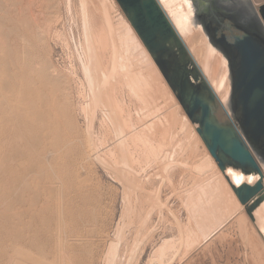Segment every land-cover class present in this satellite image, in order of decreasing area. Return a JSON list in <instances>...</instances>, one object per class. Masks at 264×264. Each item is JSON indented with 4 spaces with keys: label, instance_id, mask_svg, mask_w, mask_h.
Instances as JSON below:
<instances>
[{
    "label": "rangeland",
    "instance_id": "1",
    "mask_svg": "<svg viewBox=\"0 0 264 264\" xmlns=\"http://www.w3.org/2000/svg\"><path fill=\"white\" fill-rule=\"evenodd\" d=\"M86 1L90 25L102 27L108 36L109 48L102 60L98 52L87 48L80 0H0V199L12 196L15 170L24 163L23 159L18 160L17 152L38 147V157L29 161L36 168L32 182L38 184L41 198L48 197L52 188L57 196H85L95 205H90L95 217L106 218L108 228L105 226V229L112 226L111 232L108 231L110 237L114 236L115 225H122L119 250L122 255L116 264H124L131 255L130 264H159L151 256L150 262L148 255H153L152 250L172 236L176 243L174 259L166 264H264V240L246 227L243 215L232 203L226 202L227 196L221 197L222 200L215 198L212 203L221 212L218 218L210 216V212L202 213L212 231L215 230L214 234L210 233L208 238L199 231L195 219L188 214L189 207L203 182L221 172L219 168L204 170L200 166L207 151L204 144H196L191 139L190 125L184 134L179 131L182 119L175 104L178 101L171 102L166 97L153 75L148 85L144 80L115 75L119 48L110 25L125 17L116 1ZM90 57L94 82L84 70ZM100 62L108 71L105 75L100 74ZM49 64L60 70L64 84H51L46 79ZM143 68L146 73L147 67L143 65ZM41 100L45 108H39ZM30 103L38 107L31 110L32 114ZM44 113L48 114L49 123V130L43 132L45 140L38 146V143L30 146V129L42 127V122L38 125L35 120ZM164 118L168 120V127ZM123 120L127 121V127H123ZM152 121H158L159 128L166 127V142L171 143L156 161H134L127 143L133 142L135 131ZM57 132L59 138H56ZM120 138L127 139L125 145H118ZM140 145L143 144L130 147L135 154L145 156L147 147ZM86 157L85 163L82 160ZM124 162L128 165H123ZM166 164L171 166L166 168ZM134 242L139 243L132 252ZM94 249L87 256V262L104 264L103 244Z\"/></svg>",
    "mask_w": 264,
    "mask_h": 264
},
{
    "label": "bare ground",
    "instance_id": "2",
    "mask_svg": "<svg viewBox=\"0 0 264 264\" xmlns=\"http://www.w3.org/2000/svg\"><path fill=\"white\" fill-rule=\"evenodd\" d=\"M157 2L160 5V7L162 8V10L164 11V13L166 14L167 18L170 20L172 26L175 28L178 35L180 36L181 41L184 44L186 50L188 51L189 56L191 57L193 63L198 68V70L200 71V73L203 76V78L205 79V81L209 84L211 90L216 95L219 102L223 106H225L226 101H227V96L229 93V82H228V78H227L226 61L223 59V57L218 52L213 51L209 47L208 40H207L203 30L200 27H193V26L188 25L190 12L188 9L189 4H188L187 0H157ZM111 6H113L112 3H111ZM80 7L82 10V19H83L82 31H83L84 39L87 43V48H88V50H90V52H92L93 50L96 53L98 52L100 54V58H101L100 60H102V58L105 57L107 50L109 48L108 36L102 27H96V26L92 27L90 25L88 6H87L86 0H80ZM257 7H258V5L255 6L256 10H257ZM27 8L28 7H26V9ZM32 15H31V17H32ZM118 19L119 20L116 22L115 25H110L111 30L115 34V44L119 48V52H118L117 57H116V68L117 69H116L115 75H121V76L125 77L126 79L132 78L135 80L136 79L137 80H144V82L147 85H148V81H149L150 76L153 75L155 80L158 82L161 89L163 90L164 94L166 95V97H168V99L171 100V102H173L174 101L173 99H176L174 94L172 93L171 89L169 88L168 84L166 83L165 79L163 78L162 74L160 73L158 67L156 66V64L152 60L148 51L146 50V48L142 44L141 40L137 36L135 30L132 28V26L130 25L127 18L120 17ZM113 39H114V37H113ZM94 55H95V53H94ZM142 64L145 67H147L146 73L144 72L145 69L143 68ZM92 65H93L92 59L90 57L88 64L84 65L85 74L89 77L90 81L94 79L93 69L91 68ZM95 67L96 66H94V71H95ZM100 67L101 68H99L100 69L99 71L101 72L100 73L101 75H105L108 73L106 68L102 66L101 62H100ZM47 68H48V70H46V71L48 73L45 75L46 79L48 81L50 80L49 82L51 84L52 83H59V82L62 83L63 80L61 77L63 74L60 72L61 73V77H60V73H58L60 70L58 69L59 71H57V68L54 67L52 64H49ZM8 79H9V77H8ZM46 79L44 80V84L47 81ZM63 79L66 80L67 78L65 76H63ZM98 79H99V77H98ZM48 81L46 82V84L48 83ZM51 81H53V82H51ZM64 82H66V81H64ZM93 82H94V80H93ZM124 82H125V80H124ZM141 83H143V82H141ZM62 84H64V83H62ZM48 85H49V83L47 84V86ZM143 85H144V83H143ZM7 86H8V84H7ZM42 86H43V83H42ZM43 88H45V87H42V89ZM146 89H147V87H146ZM40 96H42V95H40ZM32 103H30L29 106ZM41 103H43V104H41ZM41 103L39 105V108H43V107L45 108L46 105L44 104V102H42V100H41ZM175 104L179 108L178 112L181 113L180 115H181V119H182L181 127H179L180 128L179 131H181V133H183L184 131H187L185 129L190 128L189 127V125H190L191 126V133H190L191 139L194 138V141L196 144H199V145L202 144L203 142L196 132V125L192 124L189 121L185 112H183L184 110L181 109L182 107L180 106L179 102L178 103L176 102ZM35 108H38V107H36L35 105L32 104L30 106V111L35 110ZM30 114H32V111L30 112ZM34 115H35V111H34ZM36 118H35L36 120L35 119L34 120L38 122V125H39V122L40 123L42 122L40 125H42V124L43 125L41 128L33 127L30 129V131L32 133V145H30V146H33V144H37V143H38L37 146L39 145V143L41 144V142H43L45 140V138L43 137L44 136L43 132L49 130L48 114L47 113H44L42 117H40V115H39V117H36ZM164 119H165V121L164 120L163 121H164L165 125H167V127H168L169 126L168 120L166 118H164ZM158 121H160V120H158ZM158 121H152L148 125H146V126L144 125L145 127L143 126V128L141 130H139L138 132L135 131V134L133 136L131 135L132 132L129 131L131 133L130 135L132 136L133 142L127 143V147H128V150L130 151V156L131 157L133 156L132 160L135 161V159H137V160L138 159H142V160L143 159H148V160L153 159L154 161H156V159H158L160 157L161 153L164 151V148L167 147L171 143V142H168V145H167L166 127L159 128L157 125ZM123 122L124 123L121 122L122 124H124V126L123 125L122 126L127 127L128 126L127 121L123 120ZM158 124H160V123L158 122ZM126 129H128V128H126ZM179 131L177 133H179ZM58 136H59V133L56 134V138L60 137V136L59 137ZM157 136L159 139H157ZM133 137H135V139ZM120 139H121V141L119 142L118 145L119 146L125 145L127 139L126 138H124V139L120 138ZM18 140H20V138ZM140 143L143 144L140 146H142V147L144 146V148L147 147L148 152H147V149H145V150H146V153H148V155L146 153H145V156H144V154H143V156L137 155V154H135V151H133L134 149H132L130 147V146L138 147V144H140ZM203 147H205V146H203ZM144 148H141V149L144 150ZM36 149L30 150L28 152H23V151L22 152L20 151V153L17 152V155L19 154L18 160L23 159L24 163H21L17 167V169L15 170L13 186H12V196L10 198L1 197L2 199H0V264H90V262H87V258H88L87 256L91 255L93 253V249L97 248L98 244H101V243L103 244V248H104V250L101 254V256H102L101 259L103 260L104 264L119 263L117 261L121 260V255H122V254L120 255V253H119L120 244L122 242V236H123V234L121 233V226L122 225L121 226L118 224L115 225L116 228L114 230L115 231L114 236L110 237L111 233L109 234L108 231L111 232L110 228L112 226L109 228V230L105 229L106 218H102L101 220L100 219L98 220V218L95 217L94 212L92 213L93 208H91L92 206H90V205H94V204H92L93 202L90 198L85 197V196L76 195V194H74L73 196H69L67 194L65 196H63V195L57 196V194L55 193V190H53V188L49 190L48 197H44V198L40 197V195H39L40 190H39L38 184H34L32 182L33 181L32 180L33 174L36 172V170H35L36 168H34V165H32L31 162L29 161V160H31L37 156ZM205 149H206V147H205ZM27 150H29V149H27ZM87 150H88V148H87ZM135 150H136V148H135ZM137 150L139 151V148ZM165 150H167V149L165 148ZM10 152H11V150H10ZM136 153H138V152H136ZM170 153H171V151H170ZM17 155H15V156H17ZM88 155H89V153H88ZM203 155H204L203 164L200 166H202L203 169L206 168L204 170L212 169V168L213 169L218 168L214 159L210 156V154L207 151ZM85 156H87V155H85ZM170 156L171 155L169 154V157ZM2 158H4V157H2ZM165 158H166V156H165ZM48 159L49 158H47V160ZM87 159H88V157L83 158L82 161L87 160ZM2 161H4V160L2 159ZM84 162L86 163V161H84ZM172 163H170V164H172ZM170 164H168V165L171 166ZM123 165H128V162L127 163L124 162ZM168 165L167 164L165 165L166 168L169 167ZM1 167H3V166H1ZM202 168H199V170ZM206 172H208V171H206ZM219 172H221V171H219ZM200 173H203V172L200 171ZM217 173H218V171H217ZM216 174H214V175H216ZM220 174H217V176L214 178L209 177L212 179H210V180L207 179L208 181L203 182L204 183L203 185H201V186L199 185L200 187L198 189V193H196L197 194L196 198L194 199L191 206L189 207V213L188 214H190V216H192V218L195 219L196 225L198 226L199 231L202 233V235L204 237H208V235L213 232L212 231L213 228H211L209 221H207V218L205 216H203L204 214H202V213L210 212V213H208L210 216H217L216 218H218V216H220L219 215L220 210H219V208L213 207L212 203H214L213 201L215 200V198H216V200L218 198L220 200L221 197L223 198V196H227L226 199L228 201H226V200L225 201L228 203H232L234 205L236 211H238L239 213H241L243 215V217L242 216L241 217H242L243 221L247 224L246 227H249L250 228L249 230H252L254 232V235L257 234V236H258L260 234L261 235L260 240H261V238L264 240V202L261 203V205L259 207H257V209L254 210L253 220H251L249 217L246 216L247 214L245 215V213H246L245 207L239 203L237 197L235 196L233 190L231 189L229 181H227V179H226V177H228L230 180V183L233 185H236V186L240 185L243 182L248 183L250 185H253L256 182V180L258 179L257 175L246 176V175L242 174L240 171L235 170L231 167L227 168L224 173L221 172ZM75 175L77 176V175H79V173L77 172ZM40 177H42V176H40ZM206 178H208V177H206ZM237 179L240 180L239 184L235 183V181ZM38 180H41V179H38ZM164 180H165V178H164ZM249 181H251V182H249ZM263 186H264V180H263ZM60 187H61V185H60ZM56 190H57V188H56ZM58 190H59V188H58ZM123 200L125 201L126 204H128L126 197H124ZM160 203H161V201H160ZM88 206H90L91 209ZM125 208H127V207H125ZM89 209L91 211H89ZM226 210L228 212V209H226ZM232 212H233V210H232ZM230 213L231 212H229V214ZM161 214H162V212H161ZM234 214H236V213H234ZM234 214H230V215H234ZM101 216H102V214H101ZM145 216H147V215H145ZM111 222H112V220H111ZM108 223H109V221H108ZM112 224H113V222H112ZM115 224H116V222H115ZM128 224H129V222H128ZM122 230H124V229H122ZM214 232H215V230H214ZM214 232H213V234H214ZM190 236H191V234H190ZM172 237L170 239L169 238H166V239L163 238L164 240L162 239L163 241L161 244L159 243L160 245L158 247H156L157 249L155 250V248H154L152 250L153 255H148L149 258L150 259H151V257L154 259L156 258L158 263L160 262L161 264L171 263L172 260L174 259L173 258V256H174L173 252H174L175 244H176L175 241L172 239ZM138 243L139 242H134L132 244L133 245L132 252H134L135 248L138 246ZM186 243H187V241H186ZM184 247H186V246H184ZM94 251H95V249H94ZM121 251H122V249H121ZM176 253H175V255H176ZM131 256H127L129 258L124 264H130L131 263L130 262ZM165 259H167V261H165ZM152 260L153 259H151L150 262ZM145 261H147V260H145ZM164 262H166V263H164Z\"/></svg>",
    "mask_w": 264,
    "mask_h": 264
},
{
    "label": "water",
    "instance_id": "3",
    "mask_svg": "<svg viewBox=\"0 0 264 264\" xmlns=\"http://www.w3.org/2000/svg\"><path fill=\"white\" fill-rule=\"evenodd\" d=\"M175 95L187 118L221 172L229 167L257 175L253 185L231 186L247 216L264 202V104L258 89L264 83V0H232L233 10L247 16L246 25L227 30L211 23L205 0H187L188 25L200 27L209 47L227 65L229 93L223 106L193 63L175 28L157 0H115ZM257 10L255 6H257ZM237 22V16L232 17ZM246 33V38L241 34ZM257 90L255 103L249 95ZM194 96L195 103L189 97Z\"/></svg>",
    "mask_w": 264,
    "mask_h": 264
},
{
    "label": "snow or ice",
    "instance_id": "4",
    "mask_svg": "<svg viewBox=\"0 0 264 264\" xmlns=\"http://www.w3.org/2000/svg\"><path fill=\"white\" fill-rule=\"evenodd\" d=\"M204 12L208 17L209 23L215 20L229 31L234 29L237 24L246 25L249 21L247 16H239L237 12L233 10L232 0H205ZM262 12H264V9H262ZM233 16H237V22L235 24L232 22ZM241 34L246 38V33L243 32V29H241ZM258 93L261 103L264 104V83H261L259 86ZM256 95L257 90H253L248 98L250 103H255ZM188 102L195 103L194 96H190ZM235 183L239 184L240 180L237 179Z\"/></svg>",
    "mask_w": 264,
    "mask_h": 264
}]
</instances>
